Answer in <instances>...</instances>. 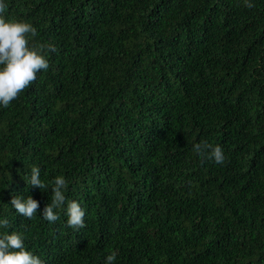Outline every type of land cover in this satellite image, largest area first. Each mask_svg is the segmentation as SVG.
Wrapping results in <instances>:
<instances>
[{
  "label": "trees",
  "instance_id": "obj_1",
  "mask_svg": "<svg viewBox=\"0 0 264 264\" xmlns=\"http://www.w3.org/2000/svg\"><path fill=\"white\" fill-rule=\"evenodd\" d=\"M4 3L57 51L0 106V235L44 264H264V0ZM56 176L86 227L42 218ZM29 195L32 219L11 205Z\"/></svg>",
  "mask_w": 264,
  "mask_h": 264
},
{
  "label": "clouds",
  "instance_id": "obj_2",
  "mask_svg": "<svg viewBox=\"0 0 264 264\" xmlns=\"http://www.w3.org/2000/svg\"><path fill=\"white\" fill-rule=\"evenodd\" d=\"M251 6V5H248ZM7 5L0 0V106L8 108L37 79V74L47 71L49 61L45 50L55 52L51 44H32L37 36V29L29 22L6 17ZM194 151L201 157L223 164L226 160L220 145L213 146L207 142L194 145ZM40 168H31V178L28 184L34 188L46 190L48 185L40 178ZM67 181L63 176H56L52 181L51 202L42 211V218L50 223L59 219L56 209L64 208L67 216V226L79 230L86 227V211L75 200H67L65 189ZM11 205L15 211L26 219H32L40 213V202L29 195L26 199L13 196ZM9 226L7 219L0 220V228ZM116 253L106 257L105 264H114ZM0 264H44V261L25 244L22 233L12 231L0 235Z\"/></svg>",
  "mask_w": 264,
  "mask_h": 264
}]
</instances>
